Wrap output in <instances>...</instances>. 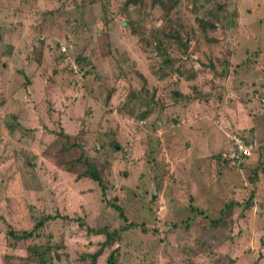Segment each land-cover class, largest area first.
Masks as SVG:
<instances>
[{
  "label": "rangeland",
  "instance_id": "rangeland-1",
  "mask_svg": "<svg viewBox=\"0 0 264 264\" xmlns=\"http://www.w3.org/2000/svg\"><path fill=\"white\" fill-rule=\"evenodd\" d=\"M260 98L264 0H0V264H89L102 226L93 264H264ZM232 137L249 155L217 161Z\"/></svg>",
  "mask_w": 264,
  "mask_h": 264
},
{
  "label": "trees",
  "instance_id": "trees-1",
  "mask_svg": "<svg viewBox=\"0 0 264 264\" xmlns=\"http://www.w3.org/2000/svg\"><path fill=\"white\" fill-rule=\"evenodd\" d=\"M199 25L201 26V31L200 34L204 37L207 38L204 31L205 28L208 27L210 29H213L214 23L207 21V20H198ZM209 39V38H207ZM159 44V42H158ZM257 56V55H256ZM168 62V60H166V63ZM175 70H177V72H179V69L176 68ZM207 97H204L203 99H205ZM249 100L246 101V103ZM260 102H264V98H260L259 99ZM145 116V113L143 112L141 114V117ZM12 128V126H10V129ZM250 132H252V129H249ZM10 132V130H9ZM247 142V141H245ZM73 144H68L66 145V147H72ZM120 151V148L118 149ZM217 161H227L230 162L231 160H229L227 157H221L219 154L216 155ZM242 158H247L242 157ZM234 161V160H233ZM73 167L72 169L74 170L77 166V173L76 175L81 178V179H86V180H90L93 181L94 183H96V185L99 187V189L101 190V196L103 199V194H104V190H105V184H104V180L102 178V174H101V168L102 166L99 165L96 160H91L87 157H85V155L83 153H79V155H77L75 157V159L72 161ZM251 194L248 196L247 201L244 204V208H248L251 206ZM233 204V202H232ZM108 205L114 209L118 215L124 219V215L122 212V208L120 206H118L117 204V200L114 197H111L110 200L108 201ZM231 207V205L229 206H223L220 210H219V217L216 219H209L208 223L210 225L216 226L219 225L222 220H223V215L226 214L227 210H229ZM190 210L195 212L197 211L196 208L194 207H190ZM198 212H201L200 210ZM55 218H62V219H70L68 218L66 215H59L58 213H55L54 215H43V216H38L35 217L33 225L31 226L30 230H25L22 229L20 232H15V230L13 228H10V225L7 224L9 226V228H7V230H5V235L9 236L12 239L15 240H23V239H29L32 236H35L37 231L40 230V228L43 226L44 222L47 220H53ZM73 220H77L80 223L79 218H74ZM128 225H132V224H128ZM106 226H102L98 229H93L90 227H86V231L88 233H93V234H102L104 236V240L103 242L100 244L101 246H99V248L97 250H95L92 254H89L90 257V263L89 264H93L96 257L101 253V250L103 247L105 246H109L114 240L115 237L118 235V232L116 231H110L108 229L105 228ZM263 234H264V228H263ZM40 248V246L38 247L36 244H32V245H28V249L29 252H31L35 257L36 260H40V263L38 262L37 264H42L41 262V255L42 252H40V250L38 251V249ZM33 249V250H32ZM19 264H31V262L28 260L24 263H19ZM106 264H115V256H114V250L110 251L109 254L106 256ZM229 264H231V261H229Z\"/></svg>",
  "mask_w": 264,
  "mask_h": 264
},
{
  "label": "built area",
  "instance_id": "built-area-1",
  "mask_svg": "<svg viewBox=\"0 0 264 264\" xmlns=\"http://www.w3.org/2000/svg\"><path fill=\"white\" fill-rule=\"evenodd\" d=\"M250 149V144H243L238 138L232 137L230 148L227 149V152L222 153V156L227 157L229 160L233 161L237 160L238 158L248 156L250 153Z\"/></svg>",
  "mask_w": 264,
  "mask_h": 264
},
{
  "label": "water",
  "instance_id": "water-1",
  "mask_svg": "<svg viewBox=\"0 0 264 264\" xmlns=\"http://www.w3.org/2000/svg\"><path fill=\"white\" fill-rule=\"evenodd\" d=\"M151 196H152V197L155 196V194H154V190L151 191Z\"/></svg>",
  "mask_w": 264,
  "mask_h": 264
}]
</instances>
